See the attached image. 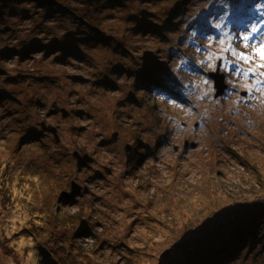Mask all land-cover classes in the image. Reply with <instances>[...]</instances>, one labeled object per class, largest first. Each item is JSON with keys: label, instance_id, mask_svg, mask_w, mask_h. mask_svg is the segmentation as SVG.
Here are the masks:
<instances>
[{"label": "rangeland", "instance_id": "374dc122", "mask_svg": "<svg viewBox=\"0 0 264 264\" xmlns=\"http://www.w3.org/2000/svg\"><path fill=\"white\" fill-rule=\"evenodd\" d=\"M7 1L0 3L6 9L0 50L30 51L24 57L15 51L7 60L0 55V69L19 74L8 85L18 99L7 98L19 122L9 125L16 115L5 117L0 102V264H37L42 240L62 264H200L189 253L198 240L189 237L229 212L237 223L226 225L229 232L221 237L234 245L223 264H264V229L244 236L238 218L246 210L232 212L241 200L264 197V2L245 6L247 15L229 28L226 20L235 8L243 9V0L232 6L218 0L223 12L213 9L217 0H190L174 17L168 14L171 0ZM12 7L18 11L10 15ZM201 8L207 21L199 19L196 28L215 26L216 32L201 35L189 28ZM138 20L153 28L142 32ZM6 26L14 32L5 34ZM185 33L193 37L170 50L179 44L166 35ZM65 37L72 50L82 48L85 60L69 52L62 63L47 52L44 43ZM93 41L100 42L109 64L124 59L121 78L106 66L103 53L89 60L84 42ZM119 45L142 55L147 46L164 48L154 53L180 79L162 74L161 92L150 88L154 80L138 86L144 79L134 69L143 63L119 55ZM218 68L229 85L222 96L211 77ZM5 77L0 71V101ZM55 105L70 115L51 113ZM42 119L58 127L59 141L42 128ZM30 121L26 138L23 128L12 135ZM127 143L133 146L130 165ZM76 150L93 161L79 169ZM73 180L82 191L73 205L65 204L59 196ZM57 209L65 219H56ZM258 238L263 240L256 245Z\"/></svg>", "mask_w": 264, "mask_h": 264}, {"label": "trees", "instance_id": "16d2710c", "mask_svg": "<svg viewBox=\"0 0 264 264\" xmlns=\"http://www.w3.org/2000/svg\"><path fill=\"white\" fill-rule=\"evenodd\" d=\"M3 1H5L6 3L8 2L7 0H0V3L3 2ZM26 1H34L37 4L45 3V4H48V5H53L52 3L48 2V1H44V0H26ZM55 1L57 3L60 2V0H55ZM83 1H86V0H83ZM114 1L115 0H107V2H111V3H113ZM152 1L154 2L155 0H152ZM188 1H190V0H171V2H173L174 6H168V8H169V11H168L169 16L174 17V15H177L179 10L180 9L183 10L184 8H182V7H184V6H186L188 4L187 3ZM261 1L262 0H243V4L239 3L240 5L243 6V9L239 10L238 8H235V9H237V11L232 13L233 17L231 19H229L228 21L226 20V24L229 26V28H236L237 20L241 19V18H243V17H245L247 15V9L245 8V6L251 7L250 4L251 5H253V4L259 5ZM10 2H8V3H10ZM219 2H220V4H228V5L232 6V4L236 3V0H220ZM219 2H218V0L216 1V3L213 6V9H216L219 12H223V10L219 6ZM210 3H212V2H210ZM206 10H208V8ZM5 11H6V9L0 10V20L4 19ZM17 11H18V9H16V8L13 9V7H12L11 10H10V15H12L13 13L15 14V12H17ZM208 12H211V15L214 14L213 10L206 11V13H208ZM6 15H9V14H6ZM135 19H140V16H139V18H137V15H136ZM162 19H163L162 17L158 18V20H162ZM199 19H200V22H206L207 21L203 8H201V10L190 21L189 28L191 27V28H195V29L199 30V33L201 35H202V33L204 34L205 32L206 33L216 32V29L214 28L215 26H213L212 29H209L207 26L197 27L196 28V23H197V21ZM165 20H167V19H163V21H165ZM138 21L140 22V25L138 27H141V26L145 25V28H141L144 31L146 30V28H150V29L153 28L148 23H145L144 20H138ZM172 25L175 27L176 24L173 23ZM10 27L11 26L4 27L5 34L14 32L15 28L9 29ZM68 27L73 28V27H75V24L71 23L70 25H68ZM89 27H90L91 32L92 31L94 32L95 29H96L95 27L93 28L91 25L87 26V28H89ZM84 29H86V28H84ZM175 30L179 31L180 27L178 26ZM17 34H18V32H17ZM92 36H96V33L93 34ZM192 37L193 36H191L189 34H186V33L181 35V37H176L175 35H172L171 38H170L169 35H166V38H167L168 41L175 40L179 44V45H175L174 48L170 47L169 48L170 50H178L179 46H181L182 42H184L183 41L184 39L192 38ZM70 41H71V39H68L67 37L62 38V39L54 38L52 43H50V44H45L44 43V46H46L49 49H51L50 51L47 50V52L52 54V56L54 58H56V60H58L59 62H62V63H68V62H66V54L69 53V52H73L77 56H79L82 59H84V55H83L84 51L82 50V48L80 46H73L75 49L72 50V46H67L66 45L65 42H70ZM99 44H100V42H94V41L90 42V43L84 42V45H90L91 46V47L88 46L86 48V49L91 50V53H92L91 55L88 56L89 60H90V58L92 56L95 58V56H97L98 53H103V55H101V57H102V60L104 61V63L107 64L106 66L108 68H110V66L112 67V72H113L114 75L115 74L117 76L120 75L122 70L124 69L123 65H126L124 59H122L118 63H114L113 65L109 64L107 61H110L111 59H108L106 57V51L103 50V49H100L99 48L100 47ZM34 48H36V47H34ZM53 48H55V50H53ZM59 48H61V51L63 52V54L59 50ZM117 48L121 49V51H122L121 53H118L119 55H123L124 56L126 54V55H128L130 57H133L135 60H137V62L143 63V65L141 67H139L137 69H134L135 73H140L138 75V79L139 80H140V78L144 79V81L142 83H140V84H139V82L137 80L138 86H142L146 82L154 80V82H152L150 84V88H153L154 90H160V92H161L162 89H164L166 87V83H164L159 78L162 74L173 72V77L175 79H176V77H178L177 73L174 70L170 69V71H167V69L169 68L167 66V63L163 62V61H159L162 56H156V53H154V52H159L160 53V52L165 51V49L160 47V46H156V45L147 46L146 48H144L145 49V55L137 53L134 50L128 51L124 47L121 48L120 45ZM15 51L19 52L24 57V56H28L29 55V51L30 50L29 49H22V48H15L13 51H10V48H9L8 51H2V49H1L0 50V55L3 56L2 58L7 60L9 58H12L14 56V54H16V53H14ZM54 51H56V52H54ZM22 52H25V53H28V54H25V53H22ZM59 52H61V53H59ZM163 56L165 57L166 55H163ZM172 56L173 55L171 53H169V58L172 57ZM115 57H117V56H115ZM161 62H162V64H161ZM14 64L18 68V66H19L18 61L14 62ZM76 64H79V63H76ZM172 64H174V63H172ZM88 65L93 67L94 61L91 60V62H89ZM144 65L146 66V68H143ZM176 66H175V68H177ZM152 68H154V69H152ZM158 68H160V69H158ZM0 71H2V72L5 71L6 72L5 81L3 80L4 81V86L2 87V97H1V101H0V102H2L5 105V107L3 109L4 115H5V117H8V116L12 115L13 113H15V115H16L14 121L13 122H9V125H10V124L14 123L15 121L19 122V119H18V115L16 114V111H15L16 108L12 107V103H8L7 102V98L8 99H13V100L16 99L17 100L18 99V97H17L18 91H14L12 89H9L8 85L11 82L15 81L16 79L18 80V75L19 74L10 75V73L7 72V70L5 68H1ZM148 71H154L156 76L154 78H151L150 75L145 73V72H148ZM104 78H107V76H105ZM118 78H121V77L118 76ZM178 79H180V78L178 77ZM114 81H116L117 85L120 84L118 79H114ZM106 82L110 83V82H112V80H107ZM114 88H116V87H114ZM13 93H15L16 96H12ZM32 104H33L32 108L33 109L36 108V105H37L36 102H33ZM54 109H56V107ZM62 109H64V108H62ZM48 112H46V114H48ZM42 121H44L46 123V125H54V124L48 123L46 120H43V119L40 121V124H41ZM32 124H33L32 121H30L26 125L18 124V126H16V128L14 130V134H12V135H16L23 128L22 131H21V136L26 138L27 134H30V130L32 129ZM54 126H56V125H54ZM42 128L45 129L43 126H42ZM25 140H27V142H32L30 137H28ZM77 197H78V195H76L72 199H64V200H61V201L64 202L65 204L73 205L75 203V201L77 200ZM263 198L264 197H256V198H254L251 201H250V199L249 200H245L244 199V200L240 201L241 204L239 206L234 207L235 210H233L232 212H234V214L237 213V215L242 210H244V209L246 210L243 213V215H242L243 217H239L238 218L241 221V223H242L243 227L241 228V233L244 236H248L249 238H251L253 236L252 233L256 232L257 230H261L262 231L264 229L263 226L259 225L260 221L262 219H264L262 217L263 214H264V212H262V209H264V200H263ZM259 208H262V209H259ZM54 214H55L56 217H58L56 219H59V218L60 219H62V218L65 219V217L61 218V212H60L59 209H57ZM225 215H226L225 217L221 218L217 222V225L208 224L207 227H205L203 230H199L198 233H193L189 237V239H191V240L194 239V238H195V241L198 240V241H196V242H194L192 244L193 246L190 247V251H189V253H192V255H193V257H192L193 261H199L200 260V262H201L200 264H205L206 263L205 259L206 260L208 259L209 260L207 262L208 264H223V262L225 261L224 259H229L230 258L229 256H227V254H228V251H230L233 248L234 245H231V241L230 240L227 241L226 238L224 240L221 237L229 232L227 230L228 227L225 228V226L228 225L229 223H235L236 221L234 220L232 222V220H233L232 213H230V212L229 213H225ZM227 217H229V218H227ZM256 220H258V222H257V224H254V221H256ZM65 228H66V226H65ZM205 232H206V234H205ZM257 232H260V231H257ZM238 236H239V234H238ZM262 240H263V238H258V240L256 242V245H258V243L261 242ZM43 243H44L43 240L39 241L40 249H39V251H36V253L38 254L37 264H62L61 261H60V254H58L54 250H51L48 246H44ZM246 245L247 244L244 243L239 249H241L242 247H244ZM190 263L194 264V263H192V261L191 262H186V264H190Z\"/></svg>", "mask_w": 264, "mask_h": 264}, {"label": "water", "instance_id": "95a60500", "mask_svg": "<svg viewBox=\"0 0 264 264\" xmlns=\"http://www.w3.org/2000/svg\"><path fill=\"white\" fill-rule=\"evenodd\" d=\"M211 77L215 80V88H216V95H220L221 96L225 93V91L228 88V84L225 82V75L223 73L220 72V68H218L217 72L211 73ZM246 94V93H244ZM56 106V105H55ZM60 110V108H56L53 109L54 112H58ZM63 111V116H67L68 115V111L66 109H62ZM42 126L45 127L47 130H50L52 133H54L55 137L57 140H60V136L58 133V129L56 126L54 125H46V123L44 121L41 122ZM115 137L117 135H114ZM125 150L127 153V165L131 164L132 161V156H133V146L132 144L128 143L125 146ZM75 156L77 157V165L79 168H82L84 166H86L91 160H92V156L90 153H85V154H81L80 151H75ZM81 186L77 184L76 181L72 182V189L71 191H62L60 194V199L64 200V199H72L74 198L76 195H79L81 193Z\"/></svg>", "mask_w": 264, "mask_h": 264}, {"label": "clouds", "instance_id": "9594fccd", "mask_svg": "<svg viewBox=\"0 0 264 264\" xmlns=\"http://www.w3.org/2000/svg\"><path fill=\"white\" fill-rule=\"evenodd\" d=\"M56 108H57V106H56ZM62 108H64V107H61L59 111H62ZM53 109H54V108H52L51 111H52ZM64 109H66V110L68 111V116H69V115H70V111H69L67 108H64ZM59 111H58V112H59ZM52 113H56V112L52 111ZM65 117H66V116H65ZM59 136H60V135H59ZM116 137H118V136H116ZM127 144H128V143H127ZM125 146H126V145H125ZM126 154H127V153H126ZM79 169H80V168H79ZM73 181H75V180H73ZM73 181H72V182H73ZM71 189H72V183H71ZM64 191H65V190H64ZM66 191H71V190H66Z\"/></svg>", "mask_w": 264, "mask_h": 264}, {"label": "snow or ice", "instance_id": "6c2138e0", "mask_svg": "<svg viewBox=\"0 0 264 264\" xmlns=\"http://www.w3.org/2000/svg\"><path fill=\"white\" fill-rule=\"evenodd\" d=\"M253 30L255 31L256 29H253ZM244 39L247 40L248 37L245 36ZM260 55H261L262 58H264V48H261V49H260Z\"/></svg>", "mask_w": 264, "mask_h": 264}, {"label": "bare ground", "instance_id": "6f19581e", "mask_svg": "<svg viewBox=\"0 0 264 264\" xmlns=\"http://www.w3.org/2000/svg\"><path fill=\"white\" fill-rule=\"evenodd\" d=\"M263 2H264V0H262ZM247 8H250V7H247ZM142 32H145L144 30H142ZM149 32H152V30L151 31H149ZM111 88H113L114 86L111 84V85H109ZM118 132L117 131H115V132H113V135H117L118 136ZM76 151H78V150H76ZM79 152V151H78Z\"/></svg>", "mask_w": 264, "mask_h": 264}, {"label": "flooded vegetation", "instance_id": "af4514ba", "mask_svg": "<svg viewBox=\"0 0 264 264\" xmlns=\"http://www.w3.org/2000/svg\"><path fill=\"white\" fill-rule=\"evenodd\" d=\"M94 158V157H93ZM132 158H134V156H132ZM92 161H93V159H92ZM133 161V160H132ZM132 163V162H131ZM107 168H109V169H111L110 167H108V166H106Z\"/></svg>", "mask_w": 264, "mask_h": 264}]
</instances>
